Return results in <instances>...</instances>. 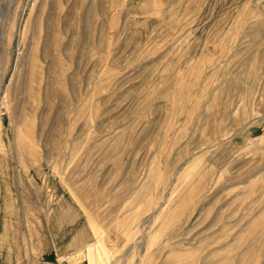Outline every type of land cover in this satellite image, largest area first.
Returning <instances> with one entry per match:
<instances>
[{"label": "rangeland", "instance_id": "rangeland-1", "mask_svg": "<svg viewBox=\"0 0 264 264\" xmlns=\"http://www.w3.org/2000/svg\"><path fill=\"white\" fill-rule=\"evenodd\" d=\"M0 264H264V0H0Z\"/></svg>", "mask_w": 264, "mask_h": 264}]
</instances>
